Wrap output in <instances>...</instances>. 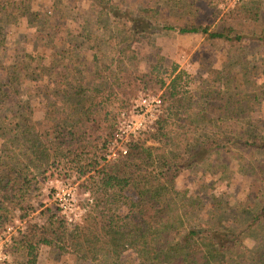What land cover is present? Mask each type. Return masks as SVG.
<instances>
[{
	"label": "trees",
	"instance_id": "1",
	"mask_svg": "<svg viewBox=\"0 0 264 264\" xmlns=\"http://www.w3.org/2000/svg\"><path fill=\"white\" fill-rule=\"evenodd\" d=\"M91 2L122 26L128 44L170 29L180 34L199 33L206 39L230 45L240 43L244 37L231 25L221 30L199 21L161 25L146 12V7L133 12L108 4L109 0ZM248 2L230 9L229 18H258L261 1ZM252 35L264 42V28ZM15 68L16 64L4 66V84L16 79ZM106 73L96 71L103 78ZM180 74L176 73L163 91L166 113L159 115L151 128L131 139L114 159L107 160L102 152L112 138L115 123H107L108 119L99 115L96 102L107 89L116 90L121 98L126 90L132 94L133 88L145 83L148 72L122 70L120 77H111L100 87L91 88L89 95L82 93L68 121L45 117L38 122L35 139L28 147L43 158H48L52 151L50 155L58 161L66 159L80 175H86L84 181L94 186L97 195H90L92 202L81 223H66L65 218L50 213L51 209L46 207V220L33 225L16 243L17 247L27 249V264H36L38 243L94 264H123L122 255L128 248L133 249L137 262L264 264V125H260L264 120L249 116L256 104L254 98L244 101L241 91L232 98L220 85L229 82L243 89L241 78L237 81L235 76H229L223 80L222 68L209 69L199 96H194L183 95L178 83ZM252 78L255 85L253 75ZM6 91L0 86L1 102L9 93ZM8 119L7 124L0 125L3 139L9 133L7 125L18 118ZM15 124L18 126L20 119ZM232 160L237 162V172L243 178L252 185L263 186L260 194L234 206L211 196L214 211L202 217L199 210L204 199L179 195L175 190L177 178L187 169L202 165L208 172L224 175L230 173ZM38 170L39 166L22 165L10 167V174L0 176V227L13 219V212L20 208L29 191L33 172ZM125 189L132 190L134 197L126 213L120 214L114 202Z\"/></svg>",
	"mask_w": 264,
	"mask_h": 264
},
{
	"label": "rangeland",
	"instance_id": "2",
	"mask_svg": "<svg viewBox=\"0 0 264 264\" xmlns=\"http://www.w3.org/2000/svg\"><path fill=\"white\" fill-rule=\"evenodd\" d=\"M248 1L251 0H158L153 4L152 0H109L108 4L133 12L146 7V12L161 25L199 21L219 30L231 25L244 37L240 43L230 45L206 39L199 33L180 34L174 29L155 32L128 44L122 26L91 0H0V86L9 91L0 101V125L7 124L8 117L20 119L18 126L16 120L7 125L9 133L5 139L0 136V176L10 174V167L39 166L30 178L29 191L20 208L13 212V219L0 227V264H27V249L17 247L16 243L33 225L46 220V207L51 209L50 213L65 218L66 223H81L92 202L90 195H97L94 186L86 183V175H80L66 159L58 161L50 155L52 151L48 158L37 156L28 143L35 139L38 122L45 117L68 121L82 93L89 95L91 88L100 87L111 77H120L122 70L136 69L148 75L142 86L133 88L132 94L126 90L121 98L116 90L107 89L96 102L99 115L106 117L107 123H115L112 138L102 152L107 160L114 159L131 139L151 128L158 116L166 113L163 91L178 72L183 95L199 96L212 68H222L223 80L229 76H235L237 81L241 78L243 89L229 82L220 85L232 98L237 91H241L244 101L254 98L256 104L249 116L264 120V42L252 35L264 28V0H260L258 18H229L230 9ZM12 64H16V79L4 84V66ZM96 71L107 73L103 78ZM143 97L146 103L142 102ZM153 99L160 100L156 109ZM28 119L30 123L26 122ZM29 126L33 127L27 129ZM230 168V173L224 175L208 172L203 165L187 169L177 178L175 190L179 195L204 199L199 210L204 218L214 211L211 196L234 206L260 194L263 186L252 185L243 178L237 172L235 160ZM119 195L114 204L117 212L123 214L134 193L125 189ZM122 257L123 264H159L134 261L130 248ZM35 262L94 264L39 243Z\"/></svg>",
	"mask_w": 264,
	"mask_h": 264
},
{
	"label": "built area",
	"instance_id": "3",
	"mask_svg": "<svg viewBox=\"0 0 264 264\" xmlns=\"http://www.w3.org/2000/svg\"><path fill=\"white\" fill-rule=\"evenodd\" d=\"M142 102L146 103V98L145 97L142 98ZM159 102H160L159 99H153V105L155 106V107H153L154 109L157 108Z\"/></svg>",
	"mask_w": 264,
	"mask_h": 264
}]
</instances>
